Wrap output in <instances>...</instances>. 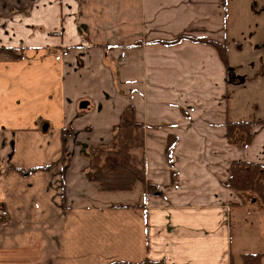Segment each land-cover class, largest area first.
I'll use <instances>...</instances> for the list:
<instances>
[{"label":"crops","instance_id":"0c3cea01","mask_svg":"<svg viewBox=\"0 0 264 264\" xmlns=\"http://www.w3.org/2000/svg\"><path fill=\"white\" fill-rule=\"evenodd\" d=\"M229 8L0 0V48L22 55L0 56V264H236L231 211L255 201L226 183L234 161L264 165V124L246 147L229 143V95L244 83L230 63ZM207 41L231 44L228 68ZM129 107L155 194L140 183L101 192L85 177L87 148L108 146Z\"/></svg>","mask_w":264,"mask_h":264},{"label":"trees","instance_id":"16d2710c","mask_svg":"<svg viewBox=\"0 0 264 264\" xmlns=\"http://www.w3.org/2000/svg\"><path fill=\"white\" fill-rule=\"evenodd\" d=\"M206 43L216 48L221 61L228 68L226 43L218 44L211 41ZM0 56H5L11 61L22 58L21 54L17 55L13 49L9 48H0ZM263 124L264 121L254 120L228 121L226 134L229 143L240 148L246 147L251 140L252 127ZM173 143L174 140H169L167 143V157H169ZM143 148V126L135 120L133 110L129 107L123 112L119 125L113 130L112 140L108 146L87 148L86 179L97 183L101 192H127L140 183L144 185L147 193H157V187L147 183L145 179ZM65 161L67 160L64 157L62 162ZM36 170L42 169L33 168L19 170V172L25 176ZM226 186L236 192L243 202L244 198L248 197L264 205V165L241 161L232 162ZM239 258L242 264H264V253H244ZM109 264H165V262L144 259L135 263L113 261Z\"/></svg>","mask_w":264,"mask_h":264},{"label":"rangeland","instance_id":"374dc122","mask_svg":"<svg viewBox=\"0 0 264 264\" xmlns=\"http://www.w3.org/2000/svg\"><path fill=\"white\" fill-rule=\"evenodd\" d=\"M229 14V40L233 42L230 63L239 66L234 78L244 79V83L236 86L238 94L234 96L231 91L229 95V112L237 121H264V0H230ZM230 47L226 43L228 61ZM245 199L246 204L254 200ZM254 201L253 205L245 204L242 209L231 211L232 247L239 244V252L245 254L264 253V205ZM236 217L238 220L233 219ZM238 232L240 242L234 240ZM235 257L236 264H242Z\"/></svg>","mask_w":264,"mask_h":264},{"label":"built area","instance_id":"2783aa9c","mask_svg":"<svg viewBox=\"0 0 264 264\" xmlns=\"http://www.w3.org/2000/svg\"><path fill=\"white\" fill-rule=\"evenodd\" d=\"M8 218V212L6 209L0 206V220L1 222H6Z\"/></svg>","mask_w":264,"mask_h":264},{"label":"water","instance_id":"95a60500","mask_svg":"<svg viewBox=\"0 0 264 264\" xmlns=\"http://www.w3.org/2000/svg\"><path fill=\"white\" fill-rule=\"evenodd\" d=\"M86 106H87V102H82L79 107L81 109H84Z\"/></svg>","mask_w":264,"mask_h":264}]
</instances>
